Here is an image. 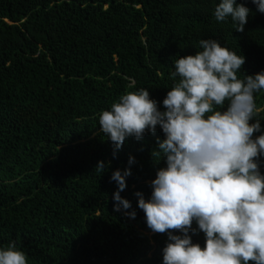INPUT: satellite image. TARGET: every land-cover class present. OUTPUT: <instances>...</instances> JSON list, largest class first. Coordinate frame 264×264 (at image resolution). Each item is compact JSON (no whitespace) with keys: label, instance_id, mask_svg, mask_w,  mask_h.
<instances>
[{"label":"trees","instance_id":"16d2710c","mask_svg":"<svg viewBox=\"0 0 264 264\" xmlns=\"http://www.w3.org/2000/svg\"><path fill=\"white\" fill-rule=\"evenodd\" d=\"M218 3L0 0V248L14 243L27 264H160L167 236L150 232L134 193L150 195L163 133L127 138L114 158L98 115L139 89L162 108L175 59L201 50V39L242 54L241 79L264 70V13L237 0L250 10L238 32L230 18L215 20ZM255 102L264 128V92ZM129 155L120 195L135 219L113 211L109 179ZM192 239L203 246L202 233Z\"/></svg>","mask_w":264,"mask_h":264},{"label":"clouds","instance_id":"9594fccd","mask_svg":"<svg viewBox=\"0 0 264 264\" xmlns=\"http://www.w3.org/2000/svg\"><path fill=\"white\" fill-rule=\"evenodd\" d=\"M252 3L264 13V0ZM249 13L237 0H219L213 11L217 22L230 18L238 32ZM199 46L175 59L162 108L148 89L127 91L99 113V132L112 143L114 158L127 138L141 140L157 127L163 133L151 154L164 166L150 181V195L134 193L150 232L167 236L160 264H264V128L255 119L264 70L241 79L242 54L217 39H201ZM134 163L129 155L109 178L116 184L113 211L130 219L136 212L120 192ZM197 233L203 246L193 242ZM0 264H27L26 254L10 243L0 248Z\"/></svg>","mask_w":264,"mask_h":264}]
</instances>
